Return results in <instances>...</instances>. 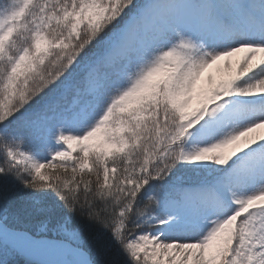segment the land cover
I'll use <instances>...</instances> for the list:
<instances>
[{
	"label": "snow or ice",
	"instance_id": "obj_1",
	"mask_svg": "<svg viewBox=\"0 0 264 264\" xmlns=\"http://www.w3.org/2000/svg\"><path fill=\"white\" fill-rule=\"evenodd\" d=\"M264 264V0H0V264Z\"/></svg>",
	"mask_w": 264,
	"mask_h": 264
},
{
	"label": "trees",
	"instance_id": "obj_2",
	"mask_svg": "<svg viewBox=\"0 0 264 264\" xmlns=\"http://www.w3.org/2000/svg\"><path fill=\"white\" fill-rule=\"evenodd\" d=\"M19 264H23V260H22V258L20 259Z\"/></svg>",
	"mask_w": 264,
	"mask_h": 264
}]
</instances>
